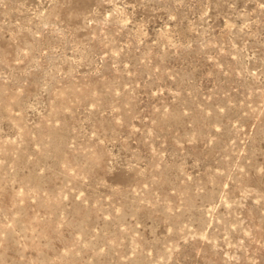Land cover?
Segmentation results:
<instances>
[{
	"label": "rangeland",
	"instance_id": "rangeland-1",
	"mask_svg": "<svg viewBox=\"0 0 264 264\" xmlns=\"http://www.w3.org/2000/svg\"><path fill=\"white\" fill-rule=\"evenodd\" d=\"M0 264H264V0H0Z\"/></svg>",
	"mask_w": 264,
	"mask_h": 264
}]
</instances>
